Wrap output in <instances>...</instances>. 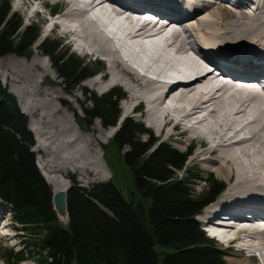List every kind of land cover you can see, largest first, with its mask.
Listing matches in <instances>:
<instances>
[{
  "label": "bare ground",
  "instance_id": "1",
  "mask_svg": "<svg viewBox=\"0 0 264 264\" xmlns=\"http://www.w3.org/2000/svg\"><path fill=\"white\" fill-rule=\"evenodd\" d=\"M249 1L16 0L13 8L28 22L40 16L48 33L58 32L80 56L100 61L90 79L70 87L76 104H86L78 98L81 92L106 94L120 88L119 97L128 100L124 117L139 109L156 133L168 128V138L178 143L181 134H188L207 144L195 156L230 182V189L203 217L221 240L245 241L249 253L240 248L236 255L247 257L256 243L257 252L264 253V86L251 84L264 81V0H252L253 10L245 8ZM49 2L59 4L55 18L45 16ZM227 17L230 23L222 22ZM229 31L234 36H227ZM48 72L40 54L0 65L3 79L26 108L45 113L36 125L42 139L46 134L54 142L53 154L79 179L105 178L109 165L98 151L111 132L92 124L89 134H79L66 114L55 120L61 112L57 103L68 102L61 83L43 87ZM46 118L53 128L40 122ZM49 129L57 131L44 132ZM43 150L44 144L38 147ZM42 169L55 192L66 187L45 165ZM235 222L243 224L230 225Z\"/></svg>",
  "mask_w": 264,
  "mask_h": 264
},
{
  "label": "trees",
  "instance_id": "2",
  "mask_svg": "<svg viewBox=\"0 0 264 264\" xmlns=\"http://www.w3.org/2000/svg\"><path fill=\"white\" fill-rule=\"evenodd\" d=\"M5 4L6 0H0V56L27 55L39 36L38 27L27 24L19 32L15 15L8 14ZM40 46L67 80L75 83L89 72L74 54L53 59L55 40L43 39ZM119 90L96 97L85 117L99 116L115 127L119 114L115 97L123 94ZM148 131L130 117L123 121L112 142L119 148L128 144L130 149L118 150L115 157L106 147V157L126 187L118 189L112 182H102L89 189H69V221L65 225L54 209L53 189L40 175L30 152L33 139L26 118L0 84V200L9 204L12 221L27 242V251L4 248L3 260L17 263L30 258L35 264H228L225 251L195 217L218 197L225 182L210 173L204 191L197 193L192 179L198 174L187 170L192 149L181 151L169 142L143 141L137 136Z\"/></svg>",
  "mask_w": 264,
  "mask_h": 264
},
{
  "label": "rangeland",
  "instance_id": "3",
  "mask_svg": "<svg viewBox=\"0 0 264 264\" xmlns=\"http://www.w3.org/2000/svg\"><path fill=\"white\" fill-rule=\"evenodd\" d=\"M15 2H16V0H6L5 5H6V9L8 11V14L12 13L15 15L14 19L16 21V25L18 24V26H19L18 31L20 32L22 30V27L27 25V24H35L39 30V38L34 43V46H31L29 54L22 55V54H18V53H6V54L0 56V65H2L3 67L6 66L11 59L28 61L32 57H34L35 55L40 54L42 56V58L46 62H48V67H49V72L47 73V77H46L47 82H43L44 83L43 87L51 88V87L45 85V84H48L51 82H53L54 85L61 83L60 84L61 88L62 87L65 88V91H66V92L64 91L63 94H64V97L66 98V101L68 102V105L57 103L61 112L59 114L55 115V120L58 121L59 119H61L63 114H66L68 116L69 121L74 122L75 128L77 129V132L79 134H86V135L89 134L90 127L92 126V124H95L100 129L109 130L111 132L110 137L107 140H105L104 142H101L100 148L98 151L99 155L102 156V158L105 157V159H106L105 162L107 161V163L109 165L108 171L106 173V177L105 178L104 177H98V178L93 180V179L86 178L87 176H84V177H81V179H79L76 174H74L72 171H70V165L64 159H61L60 157H58L57 154H53L52 151H53L54 142L52 140L49 141V139H48L49 137L46 134H45V136L47 137L46 138L47 141H45V136L42 139L40 132H39V129H38L36 124L39 122L40 117L43 116V114H45V113L39 110V113L37 115V114H34L33 111L30 110L29 108H26V105L21 102V99L13 93L10 82L3 79L2 73H0V84H1L2 88L6 92L10 93L15 98L16 104L18 105L19 109L22 111V113L24 114V116L26 118L27 129L30 131V134H31L32 139H33V143L31 144V147H30V152L34 156L35 164H36V167L38 168L40 175L42 176L44 181L49 186L52 187L54 194H55V190H56L55 183H51V182L47 181V178L45 177V174H44L45 171L42 169V165H45L46 170L49 171L51 176H54V178L56 176L59 179V181L62 180L66 184V187L64 189L60 188L61 190H65V192H68L69 189L76 188V187L89 189L92 186H94L96 184H100L102 182H112L113 185L115 187H117L118 189L119 188H121V189L125 188L126 187L125 184L121 183L120 179H117V177L113 173L112 166L106 157V153H107L106 147L109 148V150L111 151L110 154H112V152H114L115 157H116L117 153H119L118 150L123 152V151H128L130 149V146L128 144H125V145L121 144V146L119 148V146H117L114 142H112L114 135L117 133V131L121 127L123 121L125 120L124 118H126V117H124V114H123L124 113L123 107H124V104L126 103L125 102L126 99L124 97L122 99L117 95L115 97L116 101H117V106L119 109V114H118V117H117V120L115 123L116 124L115 127H111L112 125H107V123L104 122V119L100 118L99 116L85 117L84 114H85L86 110L91 109L93 107V105H94L93 102L95 101V98L100 97V96L105 95V94H98V93H95L93 91H87L86 93L81 92L80 95L78 96V98L80 100L86 99V104L82 105L80 103L76 104L75 101L73 100L74 97L68 91H69L70 87H72L73 85H78V84L82 85V84H84L85 81L90 79L88 76L87 77L85 76L87 73L90 75V74L94 73V71L100 70V61L96 60V58H86L84 56H80L78 53H76L74 51L73 47L71 45H69L68 40L63 39L62 36L58 32L48 33L46 31V29H47L46 26L41 22L40 16H35V17H33V20H30L28 22L22 13L20 14V13L14 11L13 8H14ZM49 3H52V2H49ZM58 9H60V8H58ZM234 9L237 10L236 8H234ZM44 11L47 12V13H45V16H47L48 18H53V17L55 18L58 16V15L57 16H52V15L49 16L47 9ZM230 11L231 10H226V11H223V13H230ZM226 19L227 20H223L222 22L230 23L229 18L227 17ZM218 28L221 30V28H222L221 24L218 25ZM228 33L229 34L227 36H229V37L234 36L232 33H230V31ZM43 39H51V40H55L57 42V50L52 55L53 59L57 58L59 56H62V55L69 56L70 54H74L77 56L79 63L82 66L86 67V69H87L86 72L87 71H89V72H87V73L85 72L86 74L79 81H77L75 83H73L74 81H69L65 77L60 76L56 67L55 66H53L54 68L52 67V64L54 61L51 63V59L48 56L47 57L45 56L46 54L43 52L42 47L40 46V43ZM226 44H229V43H226ZM236 45H238V44H236ZM101 65H102V62H101ZM1 72H2V70H1ZM55 72L58 73V75ZM124 91L125 90L123 89V92ZM37 99H39V98H37ZM126 101H128V100H126ZM73 106H75V108H76L75 111H72L70 109ZM141 114L133 113L127 117H130V118L134 119L135 121L143 123L145 125V127L150 130L147 133H143V134L137 133V136H139L143 141H147V139H149V141H150L151 138H153V140L155 139L157 142H169V143L173 144L174 146H176L177 148L184 150L187 148V146L191 142V139L192 140L194 139L193 137L191 138L188 134H181L180 138L183 141H181V143H178L180 141H175V138H168V135H167L168 128L165 129L162 133L158 134L145 121V118L143 116V112H141ZM121 116L123 117L122 119H121ZM40 122L46 128H53L50 120H48L47 118L43 121H40ZM179 130H181V129H178L177 131H179ZM56 131L57 130H52V129L44 130V132H46V133L47 132L52 133V132H56ZM195 138H196L197 143H200V145H198V146L196 145V147L193 151V154L190 156V159L187 162V169L189 172L201 174L199 179H192V182H193L192 186L194 187L196 192L201 193L204 191L205 186H206L205 178L207 177L208 173H210V172H214L215 176L218 179H221L224 182L226 181V184L230 189V186H229L230 182H227L226 179H222V177H220L218 174H216L217 173L216 171H212V170L207 169L208 167L202 162V159L200 157L195 156V153H199V152L203 151L204 148L207 146V144L205 142H203L202 140H200V138H198V137H195ZM184 142H185V144H184ZM43 144H44V150L38 151V147L42 148ZM114 156L112 157V155H110V158H112V160H113ZM196 159H197V161H196ZM101 163L107 169L108 166L106 167L107 164L104 165L105 164L104 160ZM178 172L183 177H187V178L190 177V176H188V174H186V172H181V171H178ZM231 185H232V183H231ZM0 210H3V212H0V231H2L3 235L7 236L5 240L0 237V264H4L3 259H2V254L4 252V248H7L8 250H13V251H27L26 250L27 242L23 238L22 231L19 230L17 225L12 221L8 206L6 204L0 202ZM66 216L67 217L65 220H63L61 218L63 223H67V221H68V215H66ZM237 235H238V233H236L234 236L239 237V236L244 235V234L241 233L240 235H238V236ZM231 239L234 240L233 238H231ZM217 242L219 243L218 245L221 246L223 249L226 248V251L228 252V254L226 256V260H227L228 264H264V253L263 252H257L258 243H256L257 245L254 246V248H253L254 250H251L252 251L250 253L251 256L247 257V256L236 255L237 250L239 249L238 247H243L242 246L243 244L241 241L238 243V246H236V247L232 246L229 243H222L218 240H217ZM225 242H227V240H225ZM255 255H257V257H254L255 258L254 259L253 256H255ZM256 259L258 262L256 261ZM7 261L12 263L13 260L10 259ZM17 264H35V263L31 259H26V260H23Z\"/></svg>",
  "mask_w": 264,
  "mask_h": 264
},
{
  "label": "water",
  "instance_id": "4",
  "mask_svg": "<svg viewBox=\"0 0 264 264\" xmlns=\"http://www.w3.org/2000/svg\"><path fill=\"white\" fill-rule=\"evenodd\" d=\"M53 203L59 216L64 217L68 215L65 190H60L58 192H55L53 196Z\"/></svg>",
  "mask_w": 264,
  "mask_h": 264
}]
</instances>
